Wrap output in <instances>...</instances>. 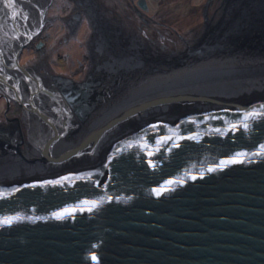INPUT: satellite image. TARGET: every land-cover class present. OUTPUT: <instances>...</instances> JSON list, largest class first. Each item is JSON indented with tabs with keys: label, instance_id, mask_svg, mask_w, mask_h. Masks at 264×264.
<instances>
[{
	"label": "water",
	"instance_id": "1",
	"mask_svg": "<svg viewBox=\"0 0 264 264\" xmlns=\"http://www.w3.org/2000/svg\"><path fill=\"white\" fill-rule=\"evenodd\" d=\"M205 20L264 48V0H206ZM168 101L201 106L121 134L94 165L0 186V264H264V93Z\"/></svg>",
	"mask_w": 264,
	"mask_h": 264
},
{
	"label": "bare ground",
	"instance_id": "2",
	"mask_svg": "<svg viewBox=\"0 0 264 264\" xmlns=\"http://www.w3.org/2000/svg\"><path fill=\"white\" fill-rule=\"evenodd\" d=\"M111 38H119V35L114 34ZM200 39L201 37L197 41ZM210 39L211 37L207 41H211ZM220 41L218 43L209 42L208 44L211 46L202 51L203 54L206 52L214 56L217 55L218 57L215 58L218 59L226 58L227 46L224 43L226 40L222 41L220 39ZM115 42L117 44H112L105 37H101L91 49L93 64L96 66L95 76L102 80L103 85H106L110 80L113 81V84L110 87H102L104 95L96 101L97 104H95L93 115L81 125H76L72 118H70L69 122L64 120L65 108L57 100L59 95L56 91H51V89L34 91V88L31 90L34 91L33 94L29 97L25 88L21 86L20 95L22 99L25 98L23 100L26 105L29 108L34 107L39 113L45 112L43 117L48 119L52 131L51 136L57 134L58 130L61 129V120L66 123L68 133H66L64 140L56 143L57 145L53 151L54 156H50L49 147L54 143V140L45 142L46 126L38 123V121L33 123L32 117H30L31 120L26 118L25 120L27 121L28 119L31 123L30 132L37 146L42 148L44 156L42 160L46 161V163L32 166L33 168H30V170L29 168L23 169L25 173H20L21 171L19 172L17 169H10L4 164L5 171L3 170L4 172L0 174L1 187L10 184L20 185L35 180L39 176H48L59 171H70L75 167L77 168V166L80 167L85 161L87 165H94L100 161L103 148L109 142L112 143L121 134L129 131L133 132L161 115L201 106L200 104L191 105L186 103L171 104V101L168 100L172 98L192 96L224 100L264 93V48L258 47L255 52H250L246 57H243L246 59H236L234 54L231 53L229 56L227 55L228 61H225L224 64H219L221 66L219 68L211 62L189 63V59L192 57L184 56V50L178 51V54H183L179 59L177 52L173 54L162 53L161 50L164 49L162 47L159 49L160 47H153L147 44L145 48L144 41L134 43L128 40H115ZM191 46L188 44L187 47ZM138 50L147 52V55L155 59L154 62L156 63H151L152 59H150L149 63L139 60L135 55ZM185 50L188 49L186 48ZM111 51H115L113 55L110 54ZM122 57H129V60L125 59L124 61ZM197 57L201 56L197 55ZM197 57L194 56L193 58ZM130 59L134 63H132V67H139L140 64L146 63L148 68H152L157 66V64L165 63L166 65L168 64V68L163 67L159 71L154 70L152 72L153 78L152 75L148 78L132 77L129 81V74L123 75V71L128 67ZM177 59L181 61L180 64H184H175L174 61ZM172 61L174 65L170 63ZM106 79H108L107 82L105 81ZM34 81L40 88L43 85H52L45 78L44 80L41 78L34 79ZM21 85H23L22 82ZM112 88H114L113 92L111 91ZM163 111L166 113H162ZM39 132L41 136H38ZM91 133L93 134L84 140ZM74 138L77 140L82 138L81 141H84L79 146L70 148L72 145H77L81 142L73 141L72 139ZM29 153H32L30 149ZM12 161L8 157V163H12ZM7 172L9 173L4 175Z\"/></svg>",
	"mask_w": 264,
	"mask_h": 264
},
{
	"label": "rangeland",
	"instance_id": "3",
	"mask_svg": "<svg viewBox=\"0 0 264 264\" xmlns=\"http://www.w3.org/2000/svg\"><path fill=\"white\" fill-rule=\"evenodd\" d=\"M76 1L17 0L18 7L26 10V16L36 23V28L40 26L38 20L41 21L42 33L35 38V44L43 41V48L40 47L37 51H43V56H41L43 62H41L44 67L54 76L65 78L71 82H83L87 78L89 70L94 68L93 59L91 62L93 56H90L92 47H90V44L93 41L96 42L97 39L93 38V33L95 29L107 26L109 23L114 26L113 28L120 27L128 32L135 31L144 41H149L152 45L155 44L160 47L159 49L161 47L164 48L161 50L162 53L173 54L177 52L179 59L183 54L189 58L192 57L189 59V63L211 62L220 68L219 64H224L225 61H228V56L231 53L234 54L236 59H246L243 57H246L250 52L258 50V47L255 46L226 41L224 42L227 46L226 58L218 59L215 58L218 57L217 55L214 56L206 52L203 54L202 51L211 46L208 44L209 42H221L207 29L205 20L206 0H93L101 11V17L106 19L105 21L101 20L100 15L93 17L91 16L92 12L86 13L80 7L79 9ZM74 16L79 17L74 18ZM80 17H82V20ZM71 22H74V26H77L74 31L69 29ZM200 37L201 39L197 41ZM209 37H211V41H207ZM115 40L123 41L124 39L111 38L110 43L117 44ZM131 42L135 43L138 40L134 39ZM188 44L192 46L187 47ZM146 45L147 43H145V48L147 47ZM186 48L188 50H185ZM182 50H184L183 54H178V51ZM34 51L28 49L23 52L20 58L22 67L40 64ZM114 52L111 51L110 54L113 55ZM135 55L143 62L149 63L150 59H152L151 63H156L154 62L155 59L147 55L145 51L138 50ZM197 55L201 57H197ZM194 56L197 58L194 59ZM128 58L122 57L124 61L125 59L129 60ZM179 59L174 61V63L180 64L181 61ZM128 63V67L125 68L124 74H122H129V81L132 77L148 78L152 75L153 78L152 72L154 70L159 71L163 67L168 68V64L166 65L165 63L157 64V66L152 68H148L146 63L143 64L142 62L139 67H132L133 62L131 59ZM170 63H173V61ZM113 89H111L112 92ZM5 101L3 97H0V120L6 123L16 119L20 121L23 114L22 107L11 102L8 111L5 108ZM162 113L166 112L163 111ZM72 140L79 142L82 138L78 140L74 138Z\"/></svg>",
	"mask_w": 264,
	"mask_h": 264
},
{
	"label": "flooded vegetation",
	"instance_id": "4",
	"mask_svg": "<svg viewBox=\"0 0 264 264\" xmlns=\"http://www.w3.org/2000/svg\"><path fill=\"white\" fill-rule=\"evenodd\" d=\"M76 5L84 12L86 11V13L92 12L93 14H91V16L93 17L99 15L100 17L102 16L101 11L98 9L96 3L93 0H77ZM30 9H32V7H30ZM25 11V9L22 10V8L18 7L17 0H0V97H3L6 100V110L9 111L11 102L22 107L23 109V114L20 121H17L16 119L6 123L5 121L0 120V174L5 171V165L10 169H17L19 172L21 171L20 173H25L23 169L25 170L29 168L30 170V168L37 166V164L46 163V161L42 160L44 159L42 148L37 146L35 139L30 132L31 123L28 121L30 117L33 118V123L34 121H38V123L42 125L44 124L46 126L47 130L45 133V142H48L52 139L54 140V143H52L51 147H49L50 156H54L53 151L57 145L56 143L60 140H64V137L67 135L66 133H68V130L66 129V123H63L61 120V129L58 130L57 134H53V136H51L52 131L50 129L51 127L49 125L48 119L43 117L45 112L39 113L34 107L29 108L26 105L23 100L25 98L22 99L20 95V90L22 87L25 88L27 92L26 94H28L29 97L35 90L45 91L46 89H51V91H56L59 95L57 100L65 108L64 120H68L69 122L70 118H72V121L75 122L76 125H81L84 121H86V119H89L93 115L95 104H97L96 101L104 95V92H102V87H110L113 84V81L110 80L106 85H103L102 80L95 76V65L93 70H89L87 78L80 83L71 82L65 78H60L51 74L42 63L43 61L41 56H43V51H37V49L40 47L43 48V41L42 43L38 42L35 44V38L37 35L42 33L41 21L38 20L40 26L36 28V23L26 16ZM77 17L79 16H74V18ZM80 18L82 20V17ZM101 20L105 21L106 19L102 18ZM110 24L111 23H109L107 26H101L100 28L95 29L93 38L97 39L98 41L101 37H105L110 41L111 37L114 34H117L119 35L120 39H124L125 41H131L134 39L138 41H144L142 37L135 33V31L128 32L120 27L113 28L114 26H111ZM76 27L77 26H74V22H71L69 25V29L72 31H74ZM96 42L93 41L90 44V47H93ZM144 42L153 47H158L156 45H152V43L149 41ZM28 49L32 51L35 50L34 52L37 55L38 63H40L39 65H32L30 67L21 66L20 58L23 52ZM90 56L92 57L91 52ZM92 59L93 57L91 58V62ZM40 78L43 80L45 78L46 80L50 81L52 85H43L42 88L38 87L34 79ZM107 80L108 79L105 81L107 82ZM21 82L23 85H21ZM33 89L34 91H31ZM50 115L52 116V114ZM26 118H28L27 121L25 120ZM93 133L86 136L84 140H86L87 137ZM38 136H41L40 132ZM83 141L77 145H72L70 148L79 146L81 143H83ZM29 149L32 153H29ZM8 157L13 160L12 163H8ZM15 185L10 184L6 186Z\"/></svg>",
	"mask_w": 264,
	"mask_h": 264
},
{
	"label": "snow or ice",
	"instance_id": "5",
	"mask_svg": "<svg viewBox=\"0 0 264 264\" xmlns=\"http://www.w3.org/2000/svg\"><path fill=\"white\" fill-rule=\"evenodd\" d=\"M93 259L95 260V257H93Z\"/></svg>",
	"mask_w": 264,
	"mask_h": 264
}]
</instances>
